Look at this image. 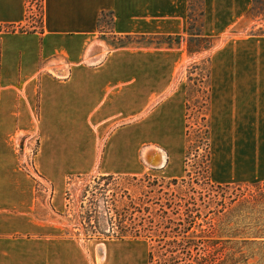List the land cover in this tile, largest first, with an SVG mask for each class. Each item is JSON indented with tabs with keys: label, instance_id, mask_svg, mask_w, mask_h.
Returning <instances> with one entry per match:
<instances>
[{
	"label": "crops",
	"instance_id": "0c3cea01",
	"mask_svg": "<svg viewBox=\"0 0 264 264\" xmlns=\"http://www.w3.org/2000/svg\"><path fill=\"white\" fill-rule=\"evenodd\" d=\"M254 1L204 0L206 16L228 30ZM190 9V0H45L43 33L0 31V264H74L67 241L48 240L37 183L18 163L22 137L38 136L34 167L58 204L68 180L140 174L149 149L163 151L167 166L168 125L187 105L171 87L186 49L112 41L185 36ZM27 13V0H0L1 27L26 24ZM210 52L214 159L228 158L217 155V134L254 131L263 134L255 147L264 164V36Z\"/></svg>",
	"mask_w": 264,
	"mask_h": 264
},
{
	"label": "rangeland",
	"instance_id": "374dc122",
	"mask_svg": "<svg viewBox=\"0 0 264 264\" xmlns=\"http://www.w3.org/2000/svg\"><path fill=\"white\" fill-rule=\"evenodd\" d=\"M29 1L32 12L39 16L40 0ZM190 8L189 16L192 20L188 21V31L185 36H180L178 44L177 42L174 44L179 49L185 47V63L179 74H176L175 84L171 86L177 89L178 93H182L187 105L186 110L185 107L182 111L178 110L177 115L168 125L174 143L171 147L164 148L169 157L167 166L166 164L160 166L152 161L147 155L149 149L145 151V157L151 166L142 162L143 169L140 174L90 176L68 180L62 202L58 204L54 198V188L36 172L34 167V158L39 146L38 136L29 135L18 141V163L37 183V199L50 226L47 233L48 240H62L63 244L67 241L68 247L63 245L62 250L74 252V264H151L149 254L155 245L145 239L131 237L117 240L112 233L109 234L112 227L115 232L117 231L119 224L117 213L122 211L124 206L139 207L143 202L148 201V206L156 208L154 206L156 200L161 199L160 204L166 205L167 200L171 198L176 200L177 196L186 195L188 198L192 196L197 198L198 194L206 196L211 194L219 200L224 196L228 204L232 195H240L248 187L264 182V164L257 163L256 158L258 151L261 150L255 147V138L256 140L261 138L262 133L250 131L217 134L221 140L218 143L217 155L226 154L228 158L222 160L223 163L219 159L215 161L212 147L213 134L209 125L208 74L211 52L202 53L201 56L193 53L200 47H209V44L217 48L236 38L263 35L264 4L256 5L252 14L234 21L228 30L225 28L228 22H221L219 18L208 19L204 0H190ZM36 21L37 19L35 23ZM103 25L105 30L112 29L109 20ZM34 26L39 28L40 25L36 23ZM0 28L4 31L5 27L0 26ZM190 34L200 36L191 39ZM201 38H209L210 43H202ZM167 39L130 38L123 41L115 39L112 44L117 46L123 42L132 46L163 45L165 47V43L169 42ZM189 49L192 54L189 53ZM224 162L236 167L238 172L228 176L227 171L223 169ZM173 180H178V184H172ZM210 181L212 184L229 183L232 186L230 190H225V193L217 194L212 192L213 186L209 184ZM238 185H242L240 187L243 188L239 190ZM96 226L100 228V233L93 235ZM102 231L107 236H103ZM252 252L258 254L259 251ZM190 255L198 256L196 251H192ZM177 256L185 260L184 257L187 255L179 252ZM200 256L203 254L201 253ZM256 257L262 256L256 255ZM163 260L154 259L152 264H161ZM258 260L259 258H256L251 264H257Z\"/></svg>",
	"mask_w": 264,
	"mask_h": 264
},
{
	"label": "trees",
	"instance_id": "16d2710c",
	"mask_svg": "<svg viewBox=\"0 0 264 264\" xmlns=\"http://www.w3.org/2000/svg\"><path fill=\"white\" fill-rule=\"evenodd\" d=\"M44 1H39L40 12L36 22L40 25L39 28L34 26L31 9L28 6L27 23L6 26L4 30L21 34L43 33ZM263 4L264 0H255L248 16L252 14L256 5ZM104 17L101 18L100 23ZM199 36L190 34L191 39ZM201 39L202 43H210L209 38ZM167 40L168 45L173 41L178 44L180 37H170ZM188 46L191 48L190 45ZM213 48L214 46L209 44V47H200L193 53L202 54ZM189 53L192 54L190 49ZM172 184L177 185L178 180H173ZM209 184L211 185L212 182L210 181ZM212 186V192L219 194L230 190L232 185L212 184ZM238 186L239 190L243 188L240 187L242 185ZM222 197L223 199L219 200L211 194L209 196L198 194L197 198L195 196L188 198L186 195L177 196L176 200L171 198L167 200L166 205L160 204L161 199L156 200L154 205L156 208L148 206V201L143 202L139 207L124 206L122 211L117 213L119 218L117 231L115 232L112 227L109 234L112 233L117 240L131 237L145 239L155 245L149 254L151 264L154 259H171L163 260L161 264H251L256 258H259L257 264H264V183L250 186L240 195H232L228 204L225 202V197ZM111 223L113 226L112 219ZM99 230L100 228L96 226L92 234L100 233ZM102 234L107 236L103 231ZM253 250H258V254L252 252ZM192 251H196L198 256H191ZM179 252L187 255L184 257L185 260L177 256ZM201 253L203 256H200Z\"/></svg>",
	"mask_w": 264,
	"mask_h": 264
},
{
	"label": "bare ground",
	"instance_id": "6f19581e",
	"mask_svg": "<svg viewBox=\"0 0 264 264\" xmlns=\"http://www.w3.org/2000/svg\"><path fill=\"white\" fill-rule=\"evenodd\" d=\"M149 157H151L152 161H154L157 165L164 166L166 163V154L161 150H150L148 152Z\"/></svg>",
	"mask_w": 264,
	"mask_h": 264
},
{
	"label": "built area",
	"instance_id": "2783aa9c",
	"mask_svg": "<svg viewBox=\"0 0 264 264\" xmlns=\"http://www.w3.org/2000/svg\"><path fill=\"white\" fill-rule=\"evenodd\" d=\"M29 4H30L29 7H30V9H31V3H30V1H29ZM27 9H28V3H27ZM30 12H31L30 14L33 16V21H32V22H33V24H34L36 19H37V21H38L39 16L34 15V13L32 12V10H31ZM27 15H28V13H27ZM37 21H36V22H37ZM26 23H27V20H26ZM35 24H36V23H35ZM4 31H5V30H4ZM5 32H7V31H5ZM37 152H38V151H37ZM37 152H36V155H37ZM36 155H35V156H36Z\"/></svg>",
	"mask_w": 264,
	"mask_h": 264
}]
</instances>
